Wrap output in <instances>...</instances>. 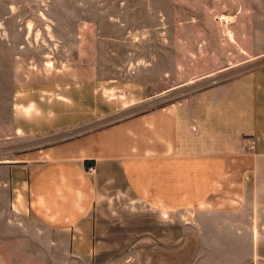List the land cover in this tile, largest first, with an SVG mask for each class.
<instances>
[{
    "label": "crops",
    "instance_id": "crops-1",
    "mask_svg": "<svg viewBox=\"0 0 264 264\" xmlns=\"http://www.w3.org/2000/svg\"><path fill=\"white\" fill-rule=\"evenodd\" d=\"M112 1L118 11L103 21L154 15L160 39L170 6L199 8L200 17L176 22L230 27L236 59L227 69L264 56V0ZM218 2L224 9L215 13ZM143 28L123 38L132 42ZM106 65L81 60L30 74L18 67L21 77L0 100V264H185L186 246L194 251L188 264H264V62L90 128V82ZM120 226H144L142 244H120ZM184 226L207 234L185 239Z\"/></svg>",
    "mask_w": 264,
    "mask_h": 264
},
{
    "label": "rangeland",
    "instance_id": "rangeland-1",
    "mask_svg": "<svg viewBox=\"0 0 264 264\" xmlns=\"http://www.w3.org/2000/svg\"><path fill=\"white\" fill-rule=\"evenodd\" d=\"M189 8H168L169 16L161 24L165 38L160 39V26L156 27L154 15L146 22L122 25L103 21L118 11L112 0H0V100L6 101L21 77L18 67L20 73L30 74V68L48 71L55 64L81 60L105 63L99 71L100 80L90 82L91 128L175 102L264 62L262 56L227 69V64L236 59V48L229 43H235L232 33H226L231 28H215L208 22L177 23L176 19L190 13L202 15L199 8ZM211 9L217 13L224 8L218 2ZM136 26L144 27L138 30V38L125 40L124 32ZM235 30L246 31V24L238 23ZM201 31L204 39L194 38ZM128 49L133 53L128 54ZM130 61L142 64L135 71H113L110 67L111 63ZM215 67L219 68L213 70ZM133 98L138 101L125 106ZM1 101L0 119L6 116ZM197 227L201 229L184 226L185 239L195 240L207 234ZM114 232L108 231L110 236ZM115 233L120 244L126 240L142 244L138 240L144 238V226H120ZM193 256L194 251L186 246L185 264Z\"/></svg>",
    "mask_w": 264,
    "mask_h": 264
},
{
    "label": "built area",
    "instance_id": "built-area-1",
    "mask_svg": "<svg viewBox=\"0 0 264 264\" xmlns=\"http://www.w3.org/2000/svg\"><path fill=\"white\" fill-rule=\"evenodd\" d=\"M225 15L224 14H219L218 16H217V19L219 20V21H222V22H224V23H227V19L224 17ZM246 143L249 145V146H251V144H252V140L251 139H247L246 140ZM92 168L90 167V170H91Z\"/></svg>",
    "mask_w": 264,
    "mask_h": 264
}]
</instances>
